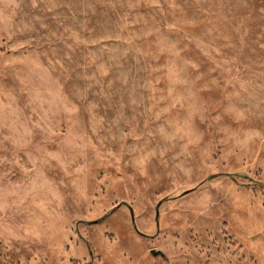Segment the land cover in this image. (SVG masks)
Segmentation results:
<instances>
[{
    "label": "rangeland",
    "instance_id": "obj_1",
    "mask_svg": "<svg viewBox=\"0 0 264 264\" xmlns=\"http://www.w3.org/2000/svg\"><path fill=\"white\" fill-rule=\"evenodd\" d=\"M0 264H264V0H0Z\"/></svg>",
    "mask_w": 264,
    "mask_h": 264
},
{
    "label": "trees",
    "instance_id": "obj_2",
    "mask_svg": "<svg viewBox=\"0 0 264 264\" xmlns=\"http://www.w3.org/2000/svg\"><path fill=\"white\" fill-rule=\"evenodd\" d=\"M222 175H224V176H228V177H233V175H230V174H222ZM213 177H215V175L213 176ZM211 178V176L209 177V179ZM183 194V193H182ZM181 194V195H182Z\"/></svg>",
    "mask_w": 264,
    "mask_h": 264
},
{
    "label": "water",
    "instance_id": "obj_3",
    "mask_svg": "<svg viewBox=\"0 0 264 264\" xmlns=\"http://www.w3.org/2000/svg\"><path fill=\"white\" fill-rule=\"evenodd\" d=\"M154 254L159 255V254H161V252L160 251H154Z\"/></svg>",
    "mask_w": 264,
    "mask_h": 264
}]
</instances>
